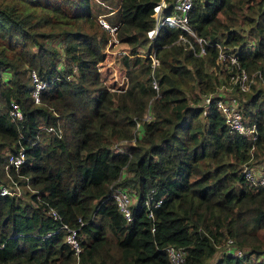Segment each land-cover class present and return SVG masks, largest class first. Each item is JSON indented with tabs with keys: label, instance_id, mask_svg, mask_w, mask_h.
<instances>
[{
	"label": "trees",
	"instance_id": "16d2710c",
	"mask_svg": "<svg viewBox=\"0 0 264 264\" xmlns=\"http://www.w3.org/2000/svg\"><path fill=\"white\" fill-rule=\"evenodd\" d=\"M156 1L119 0L108 18L132 54L121 55L128 83L115 92L98 77L106 29L90 0H0V183L21 188L0 193V264H171L166 244L183 249L177 264H264V184L241 171L251 159L264 169V85H231L255 123L253 140L230 129L212 101L201 102L238 67L264 79V0H191L189 26L209 39L202 54L190 36V46L174 41L176 27L146 36ZM215 41L236 64L219 67ZM144 45L159 59L148 119L142 111L155 91L148 61L135 54ZM30 69L46 83L37 102ZM12 101L20 117L10 114ZM117 139L133 142L113 150ZM18 148L23 161L5 169ZM127 184L135 193L128 221L110 195ZM147 193L161 197L151 215ZM48 207L78 227L77 259L61 230L45 234L59 222ZM225 237L240 253L221 249L211 261Z\"/></svg>",
	"mask_w": 264,
	"mask_h": 264
},
{
	"label": "built area",
	"instance_id": "2783aa9c",
	"mask_svg": "<svg viewBox=\"0 0 264 264\" xmlns=\"http://www.w3.org/2000/svg\"><path fill=\"white\" fill-rule=\"evenodd\" d=\"M169 8H167V5ZM191 6V0H171L168 3L166 0H157L152 4L150 16L153 19L152 25L146 29V36L150 39L152 38L157 30L161 26L167 27H176L178 28L177 35L174 41H186L188 45H191L190 36L197 44L196 54H202L205 52V46L209 43V39L200 35H197L194 30L189 26L188 23V10ZM98 21L100 24L107 26L108 29H114V26L109 25L105 22V19L101 15H98ZM217 47L215 54V60L224 65L227 68H230L232 64L237 63L236 55L234 52H225L218 42H213ZM135 54L144 57L148 61L149 66V76L150 84L155 91V95H158V83L154 75V70L158 65L159 59L155 53L154 48L145 50L138 54V51ZM234 74L235 83L237 87L241 90H246L251 76L247 72L238 67L235 69L231 75ZM29 77L33 84L31 90V96L33 101L37 102L39 100V91L46 84L40 78H38L34 69L29 70ZM126 76L122 74L120 76L119 82L117 83L116 89H123L126 85ZM264 85V79L260 80ZM214 95H216L214 97ZM214 97V98H213ZM212 101L215 108L220 112L223 117L224 123L232 130L245 135L250 140H253L256 135V127L254 122H248L246 116L242 114L241 108L237 105V100L235 97H224L220 93L210 92L205 94L201 102L208 103ZM9 112L14 117H20L21 112L16 102H11ZM149 115H146L145 118H148ZM139 124V121H136V125ZM47 129H52V125H47ZM24 159V153L22 148H18L15 152H8L6 163L4 168L12 166L14 170H17L20 163ZM260 172H254V169L250 164L243 163L241 166V171L244 178L252 185H261L264 184V169H260ZM152 188L149 189V191ZM148 191V192H149ZM0 193L6 194H19L20 189L19 185L12 180L10 182L0 183ZM110 195L112 196L113 201L115 202L117 210L122 214L126 221L130 220L131 209L130 206L135 199L134 191L130 190L125 185H114L110 187ZM161 200V197L153 198L151 193H147L142 199V203L147 208V214L151 215V206L157 205ZM47 211L53 218L59 220L55 228L47 230L45 234L53 233L58 230H61L63 233V240L69 245L72 253L74 254L75 259L78 258V253L81 249L80 241L78 238V227L69 224L68 222L62 221L60 215L52 207H48ZM79 224H82L80 218L77 219ZM153 226L150 228L152 229ZM230 238L225 240L226 250H230L232 253L239 254L240 250L237 247L231 246ZM168 260L171 264H177L183 259L184 251L181 247H176L172 244H166L163 246Z\"/></svg>",
	"mask_w": 264,
	"mask_h": 264
},
{
	"label": "rangeland",
	"instance_id": "374dc122",
	"mask_svg": "<svg viewBox=\"0 0 264 264\" xmlns=\"http://www.w3.org/2000/svg\"><path fill=\"white\" fill-rule=\"evenodd\" d=\"M119 0H90L91 6H92V12L94 14V19L98 21V15H101L103 19H105V22L108 23V18L113 17V11L118 5ZM98 7L100 8V13L95 12V8ZM99 22V21H98ZM103 28L106 29V36L104 39V43L100 47V52L102 53L101 59L96 62V68L98 70V77L100 80V83L104 85L106 90L109 91H115V92H121L126 88V85L123 89H116L117 83L119 82L120 76L124 74L126 76V72L124 69V66L120 63L121 61V55L126 54L127 56H131L132 54L129 53V47L130 45L125 41L122 40L118 35L116 30L108 29V25H102L100 24ZM111 25V24H109ZM145 48L144 46H139L136 51H138V54L143 51ZM224 66V65H221ZM224 70V69H223ZM226 71V70H224ZM224 71L219 72V77L222 78L225 76ZM252 77V76H251ZM126 84L128 83V77L126 76ZM234 79V74L227 77H225V81L218 85L216 88V93H220L224 97H231L234 94V91L231 87L235 83ZM253 83V85L256 86H261L263 83H261L259 78H254L252 77L251 80L249 81ZM250 86L248 85L247 89H249ZM264 88V87H263ZM250 91V90H249ZM159 95V94H158ZM158 95H153L148 98L146 102L145 109L142 111V118L143 119H148L151 117V112H150V103L153 100L154 96ZM146 115H149L148 118H145ZM138 128L135 126V131H137ZM138 133L140 134L139 130ZM133 140L131 139H117V140H112L111 142V148L113 150H119L126 145L132 143ZM250 166L252 169H254V172H260L263 166V161L262 159H251ZM130 192L134 191L133 188L131 187V184L125 185ZM21 189V188H20ZM259 234V233H258ZM259 238H264V233L258 235ZM228 238V237H227ZM226 237L217 245V248L212 255L211 261L220 253L221 249L226 248L225 240L227 239Z\"/></svg>",
	"mask_w": 264,
	"mask_h": 264
}]
</instances>
